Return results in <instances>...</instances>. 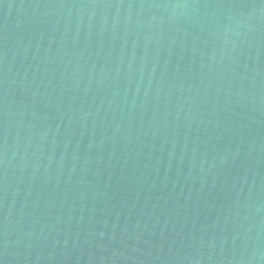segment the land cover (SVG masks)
Here are the masks:
<instances>
[{"label": "water", "instance_id": "95a60500", "mask_svg": "<svg viewBox=\"0 0 264 264\" xmlns=\"http://www.w3.org/2000/svg\"><path fill=\"white\" fill-rule=\"evenodd\" d=\"M0 264H264V0H0Z\"/></svg>", "mask_w": 264, "mask_h": 264}]
</instances>
